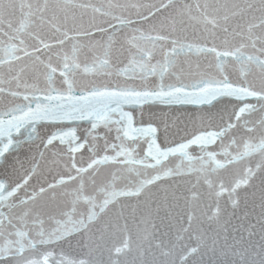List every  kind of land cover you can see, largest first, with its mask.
Here are the masks:
<instances>
[{"label": "snow or ice", "instance_id": "6c2138e0", "mask_svg": "<svg viewBox=\"0 0 264 264\" xmlns=\"http://www.w3.org/2000/svg\"><path fill=\"white\" fill-rule=\"evenodd\" d=\"M0 264H264V0H0Z\"/></svg>", "mask_w": 264, "mask_h": 264}]
</instances>
